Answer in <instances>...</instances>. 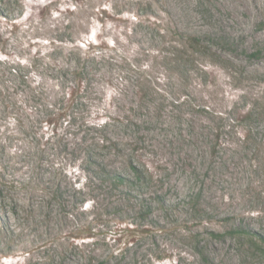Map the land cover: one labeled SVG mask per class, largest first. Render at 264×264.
Segmentation results:
<instances>
[{
  "label": "rangeland",
  "instance_id": "1",
  "mask_svg": "<svg viewBox=\"0 0 264 264\" xmlns=\"http://www.w3.org/2000/svg\"><path fill=\"white\" fill-rule=\"evenodd\" d=\"M232 227L264 235V0H0V264H264Z\"/></svg>",
  "mask_w": 264,
  "mask_h": 264
},
{
  "label": "trees",
  "instance_id": "2",
  "mask_svg": "<svg viewBox=\"0 0 264 264\" xmlns=\"http://www.w3.org/2000/svg\"><path fill=\"white\" fill-rule=\"evenodd\" d=\"M201 38L199 36H189L188 41L190 44L194 43L196 45H199L201 42ZM193 45V44H192ZM250 56L252 57H260V51L256 50L252 53H250ZM76 66V65H75ZM74 71H77L76 73H83L86 71V66L83 64H80L74 68ZM226 234H231L233 236H242L245 235L246 237L249 238V243L250 245L257 251H260L264 254V235L257 232L253 231L252 229H247V228H242V227H232L231 229H228ZM215 237H222L224 234L222 233H212Z\"/></svg>",
  "mask_w": 264,
  "mask_h": 264
}]
</instances>
